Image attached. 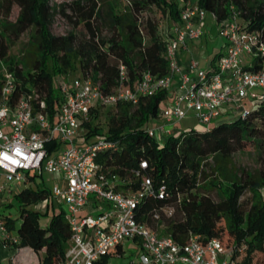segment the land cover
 Returning a JSON list of instances; mask_svg holds the SVG:
<instances>
[{"label": "trees", "instance_id": "1", "mask_svg": "<svg viewBox=\"0 0 264 264\" xmlns=\"http://www.w3.org/2000/svg\"><path fill=\"white\" fill-rule=\"evenodd\" d=\"M199 4L214 11L218 19L226 16L233 4L241 10L239 24L259 33L264 40V0H199ZM71 5L77 19L62 7L60 12L74 26L81 25L87 37H78L74 30L64 35L50 33L54 10L49 0H0V63H6L13 78L12 101L33 90L46 101L52 116L59 99L53 88L54 78L56 74L73 75L72 62L76 63V72L99 81L104 90L116 84L120 62L127 66L131 84L143 71L156 76L167 73L164 42L150 12L152 7H158L165 16L176 20V0H126L124 12L110 6L106 14L109 36L102 35L93 0L87 4L78 0ZM27 30H31L27 46L21 56L11 58L10 48ZM260 62L257 57L245 66L256 70ZM4 79L0 76V90ZM163 97L164 93H158L142 98L136 105L118 103L116 113L106 115L107 137L115 140L117 147L100 152L97 159L102 169L125 178L128 182L124 186L135 189L139 180L133 170L140 160L146 159L148 168L144 172L151 176L155 187L163 183L168 195L145 198L139 207V219L160 227L179 241L193 232L204 238L218 237L227 244L244 243L247 262L256 258L264 264V198L260 192L264 187V101L232 121L209 128H188L160 144L146 134L145 125L150 116L156 115ZM83 129L86 138L102 134L92 121H85ZM55 144L52 142L47 148L52 149ZM253 145L262 148L258 170L228 168L233 153ZM209 157L214 167L207 172L203 161ZM223 183L230 186L229 193L224 192ZM14 196L18 199V221L8 215L0 216L18 238L15 247H29L35 253L43 251L39 264H55L63 257L70 237L64 211L58 207L46 226L39 225L43 212L33 205L46 199V213L55 204L42 182L36 187H22L14 191ZM166 206L172 207L170 216L163 210ZM153 211L160 213L159 220L150 218ZM108 256L97 264H104Z\"/></svg>", "mask_w": 264, "mask_h": 264}, {"label": "built area", "instance_id": "2", "mask_svg": "<svg viewBox=\"0 0 264 264\" xmlns=\"http://www.w3.org/2000/svg\"><path fill=\"white\" fill-rule=\"evenodd\" d=\"M182 1L183 5H177L178 18L166 16V27L159 33L168 67L164 75L143 71L131 84L127 66L120 62L116 84L104 90L99 81L78 73L70 87L62 83L52 116L46 101L33 90L12 101L13 78L9 72L4 77L0 90V197L34 184L43 173L51 175L49 198L63 206L70 228L68 246L55 264H97L105 255L120 256L127 241L140 250L130 264H260L256 258L247 262L244 243L227 244L218 237L204 238L193 232L179 241L139 219L143 200L152 195L166 197V186L155 187L144 172L147 160L142 159L133 170L139 186L125 187L128 180L104 171L97 159L102 150L116 149L117 142L107 134L95 139L79 134L88 116L99 108L124 102L136 105L158 93H164L167 102L162 109L158 105L156 115L146 122L151 127H145L146 134L157 141L172 135L175 124L188 114L209 128L223 114L235 117L241 110L244 115L249 107L264 101V40L239 24L241 10L231 4L226 16L218 19L199 0ZM207 18L224 38L222 48L207 69L198 68V60L191 54L182 66L179 50L188 51V42L203 35ZM246 56L260 57V68L246 67ZM52 142L56 144L48 149ZM33 208L38 210L37 203ZM163 210L166 216L172 214V207ZM149 216L153 221L160 219L157 211ZM0 242L14 247L18 243L1 216ZM11 262L27 264L19 263L15 256Z\"/></svg>", "mask_w": 264, "mask_h": 264}, {"label": "rangeland", "instance_id": "3", "mask_svg": "<svg viewBox=\"0 0 264 264\" xmlns=\"http://www.w3.org/2000/svg\"><path fill=\"white\" fill-rule=\"evenodd\" d=\"M78 0H49V4L52 6L53 19L49 26V32L54 35H64L69 31L74 30L78 37L84 38L88 36V33L85 29L81 27V25L74 26V23L71 22L67 17H65L61 12L60 8L65 9V13L71 14L73 19H77L73 13V4ZM82 4H87V2L91 0H80ZM96 3L97 12H99V17L97 22L99 27L102 30L103 36H109V28H108V18L107 12L110 6L114 9V11L124 12L126 6V0H93ZM177 5H183L182 0H176ZM152 16L157 20L158 24V32H163L166 23L167 17L161 12V9L158 7H152L151 12ZM15 15V13H13ZM31 34V30L25 31L12 45L9 51V56L15 58L19 57L22 54L23 49L27 46V41ZM224 42V38L220 35L218 27L207 18V24L204 30L203 35L194 41L188 42V51L182 54V57H188L190 54L193 55L198 60V68L207 69L209 66V61L212 59L214 54L222 48V44ZM221 47V48H220ZM188 54V55H187ZM181 58V57H180ZM251 56L245 57V64H249L252 61ZM76 63L72 62L71 70L75 71L73 75L67 74H56L53 82L54 92L59 96L61 95V85L65 83L68 87L72 85L73 80L77 77L78 72L75 70ZM8 75V70L6 68V63H0V76L5 77ZM195 76V74H191ZM167 102L166 98H163L159 102V109H162L164 104ZM250 108V107H249ZM116 107H103L99 108L97 112H93L88 116V121H92L93 124L99 126L101 128V133L103 135L107 134V125H106V115L110 113L111 115L116 113ZM241 110H239L235 117L240 115ZM234 118L228 115H221L217 119H213V125H216L220 122H228L232 121ZM151 127V122L147 123L145 127ZM197 127L203 128L200 126L196 119L192 116V114H188L185 118L179 120L175 126L172 128L173 134H177L182 130ZM79 134L82 136L85 134V129H83V124L79 130ZM98 135L90 136L91 139H95ZM167 139V136L159 138V143H163ZM262 148H257L256 145H253L244 150H239L232 154L230 163L228 164V168L230 169H244L249 172H255L260 167V159H261ZM204 169L209 172L214 167V161L211 157L203 161ZM32 173V172H31ZM43 183L45 186L49 187L52 183L51 175L47 173H43L40 180H36L34 184L29 183L28 187H36L38 183ZM23 187V186H22ZM21 187V188H22ZM222 188L225 193L230 192V186L228 183H223ZM261 192V190H260ZM262 194V192H261ZM264 194V193H263ZM263 196V195H262ZM264 198V197H263ZM38 210H41L43 213L38 218V223L40 226H46L49 222L50 216L52 212H57L58 207L63 209V206L58 204H54L53 207L49 206L46 210V202H38L37 203ZM0 214L8 215L12 219L18 221V199L14 196V192H7L0 197ZM160 229V227H159ZM123 253L120 256H117L115 253L110 254L107 257V260L104 264H130L132 260L138 258L139 248L136 247L131 241L124 242L122 244ZM13 256H17V260L19 263L26 262L27 264H33L38 262V260L43 256V252L40 251L38 253L33 252L28 247L17 248L11 246L9 244H4L0 242V264H12L11 258Z\"/></svg>", "mask_w": 264, "mask_h": 264}, {"label": "crops", "instance_id": "4", "mask_svg": "<svg viewBox=\"0 0 264 264\" xmlns=\"http://www.w3.org/2000/svg\"><path fill=\"white\" fill-rule=\"evenodd\" d=\"M221 48V47H220ZM185 52V50H183V49H180L179 50V62H180V64L182 65V66H185V61H186V59L188 58L187 56L185 57H182V54ZM188 55V54H187ZM181 57V58H180ZM261 192H262V195H263V197H264V187L261 189ZM23 248V247H22ZM29 248V247H28ZM31 249V248H30ZM32 250V249H31ZM33 251V250H32ZM34 252V251H33ZM43 252V251H42ZM15 259L17 260V256H15ZM23 263H26V262H23ZM33 264H39V260H38V262H35V263H33Z\"/></svg>", "mask_w": 264, "mask_h": 264}]
</instances>
